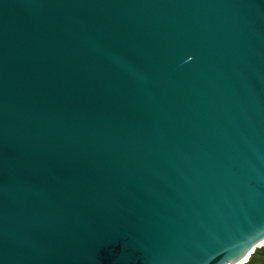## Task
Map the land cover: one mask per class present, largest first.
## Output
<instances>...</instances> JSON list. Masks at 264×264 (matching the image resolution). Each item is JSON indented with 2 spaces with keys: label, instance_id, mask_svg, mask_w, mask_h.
<instances>
[{
  "label": "water",
  "instance_id": "95a60500",
  "mask_svg": "<svg viewBox=\"0 0 264 264\" xmlns=\"http://www.w3.org/2000/svg\"><path fill=\"white\" fill-rule=\"evenodd\" d=\"M262 247L264 0H0V264Z\"/></svg>",
  "mask_w": 264,
  "mask_h": 264
},
{
  "label": "trees",
  "instance_id": "16d2710c",
  "mask_svg": "<svg viewBox=\"0 0 264 264\" xmlns=\"http://www.w3.org/2000/svg\"><path fill=\"white\" fill-rule=\"evenodd\" d=\"M244 264H264V247L254 250Z\"/></svg>",
  "mask_w": 264,
  "mask_h": 264
},
{
  "label": "bare ground",
  "instance_id": "6f19581e",
  "mask_svg": "<svg viewBox=\"0 0 264 264\" xmlns=\"http://www.w3.org/2000/svg\"><path fill=\"white\" fill-rule=\"evenodd\" d=\"M244 263H246V260H243V261H241V262L238 263V264H244Z\"/></svg>",
  "mask_w": 264,
  "mask_h": 264
}]
</instances>
